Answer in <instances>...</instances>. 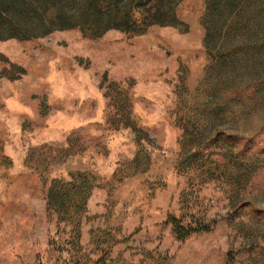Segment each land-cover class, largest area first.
<instances>
[{
    "label": "rangeland",
    "instance_id": "rangeland-1",
    "mask_svg": "<svg viewBox=\"0 0 264 264\" xmlns=\"http://www.w3.org/2000/svg\"><path fill=\"white\" fill-rule=\"evenodd\" d=\"M162 6L0 0V264H264V0Z\"/></svg>",
    "mask_w": 264,
    "mask_h": 264
},
{
    "label": "trees",
    "instance_id": "trees-1",
    "mask_svg": "<svg viewBox=\"0 0 264 264\" xmlns=\"http://www.w3.org/2000/svg\"><path fill=\"white\" fill-rule=\"evenodd\" d=\"M40 4L39 19L43 31L73 28L76 23L73 14L81 8H91L95 14L106 22L104 28H117L122 31H140L141 22L162 24L167 16L162 0H77L73 6L66 7L61 0H34ZM150 4V6H146ZM36 6V4H34ZM154 10L152 13L151 10ZM36 11V10H33ZM147 15L144 16V13ZM144 16V17H143Z\"/></svg>",
    "mask_w": 264,
    "mask_h": 264
}]
</instances>
